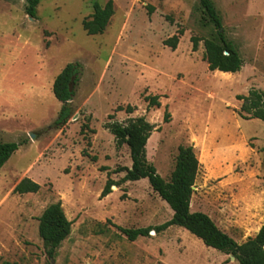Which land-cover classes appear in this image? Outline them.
<instances>
[{
    "label": "rangeland",
    "instance_id": "obj_1",
    "mask_svg": "<svg viewBox=\"0 0 264 264\" xmlns=\"http://www.w3.org/2000/svg\"><path fill=\"white\" fill-rule=\"evenodd\" d=\"M108 1L107 27L87 36L82 21ZM211 1L243 60L238 73L208 70L203 40L214 29L198 0H39L35 19L25 0H0V142L24 144L0 170V264H238L176 226L127 240L119 228H154L172 212L146 179L122 182L129 151L106 129L143 118L152 127L146 160L166 182L177 148L191 146L199 168L190 211L237 244L255 237L264 217V123L242 119L236 97L264 96V0ZM173 36L172 51L164 41ZM72 63L82 75L72 115L56 129L52 85ZM148 96L159 108H147ZM22 179L38 192L14 193ZM107 179L115 186L101 198ZM57 202L71 230L49 259L37 219Z\"/></svg>",
    "mask_w": 264,
    "mask_h": 264
},
{
    "label": "trees",
    "instance_id": "obj_2",
    "mask_svg": "<svg viewBox=\"0 0 264 264\" xmlns=\"http://www.w3.org/2000/svg\"><path fill=\"white\" fill-rule=\"evenodd\" d=\"M25 15L29 19L36 18V7L39 0H25ZM199 8L208 23L213 27L214 34L203 40L204 61L210 72L217 71L226 74L238 73L243 67L241 59L234 44L229 41L220 31L221 20L211 0H198ZM113 4L111 1L100 6L93 4L92 14L82 21V29L87 36L102 34L113 16ZM153 13V8H147V15ZM180 35V33H178ZM178 36H173L164 41V45L172 51L175 50ZM192 51L197 49L198 41L191 39ZM82 75V66L79 63L66 65L56 76L52 85V94L56 101L61 104L53 127L58 129L64 126L72 115L69 106L75 96V89ZM242 101L240 107L241 118L244 120H258L264 123V96L251 90L246 97H236ZM147 108H159V98L148 96L145 98ZM126 112L131 114L133 109L126 107ZM164 123L169 122V115L165 111ZM106 129L114 137L117 147L125 145L129 151L131 166L123 169L125 176L122 182H137L146 179L152 192H154L171 210V219L154 228L119 231L129 242L137 238L148 237L152 230L156 234L163 232L171 226L186 230L192 236L210 249L231 256L238 264H264V217L262 225L254 238L248 239L243 244H237L228 235L221 232L213 221L204 213L190 211V199L195 178L198 173L199 163L191 146H179L174 159V167L169 181H164L156 174L155 168L146 160V142L152 131V127L143 118L132 119L125 126L112 122ZM264 143V139H263ZM23 143L0 142V170L10 157ZM95 158H92L94 161ZM119 172V171H116ZM115 184L107 179L100 197L104 198L111 193V187ZM39 185L29 179H22L14 188L13 192L18 195L34 194L39 190ZM38 236L44 244L46 255L53 259L60 244L69 236L71 222L65 217L59 202L49 205L37 219ZM2 264H10L4 262Z\"/></svg>",
    "mask_w": 264,
    "mask_h": 264
},
{
    "label": "water",
    "instance_id": "obj_3",
    "mask_svg": "<svg viewBox=\"0 0 264 264\" xmlns=\"http://www.w3.org/2000/svg\"><path fill=\"white\" fill-rule=\"evenodd\" d=\"M221 31V30H220ZM193 189V188H192ZM231 258V260H233V258L232 257H230Z\"/></svg>",
    "mask_w": 264,
    "mask_h": 264
}]
</instances>
